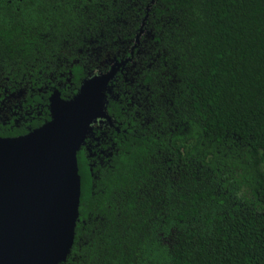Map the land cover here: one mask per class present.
I'll list each match as a JSON object with an SVG mask.
<instances>
[{"label": "trees", "instance_id": "16d2710c", "mask_svg": "<svg viewBox=\"0 0 264 264\" xmlns=\"http://www.w3.org/2000/svg\"><path fill=\"white\" fill-rule=\"evenodd\" d=\"M145 15L143 105L110 100L112 153L77 151L78 218L59 264H264V0H0V82L69 69L74 93Z\"/></svg>", "mask_w": 264, "mask_h": 264}, {"label": "water", "instance_id": "95a60500", "mask_svg": "<svg viewBox=\"0 0 264 264\" xmlns=\"http://www.w3.org/2000/svg\"><path fill=\"white\" fill-rule=\"evenodd\" d=\"M113 70L85 77L70 98L51 96V118L0 136V264H59L70 251L80 202L77 151L98 117L109 118Z\"/></svg>", "mask_w": 264, "mask_h": 264}, {"label": "flooded vegetation", "instance_id": "af4514ba", "mask_svg": "<svg viewBox=\"0 0 264 264\" xmlns=\"http://www.w3.org/2000/svg\"><path fill=\"white\" fill-rule=\"evenodd\" d=\"M146 16L141 19L133 42H128L126 46H122L123 48L121 47L115 52L108 50L98 63L92 65V68H88L90 65H85V74L79 78V84L75 87L74 93L72 92L73 74L69 69L51 73L48 79L40 84L39 81L32 84L31 82H19V84L14 85L0 82V130H4V127L8 125L21 126L27 124L28 131L25 133L30 132L49 120H44L38 126H31V120L35 116L42 115L45 109H49L51 118V96L54 92L58 91L60 97L64 99L70 98L78 91L81 81L85 77L113 70L114 72L105 87L109 118L98 117L91 123L92 131L86 136L85 142L80 148L86 151L88 158L92 160L99 159L101 161L105 156L110 155L115 146L114 131L120 132L122 130L120 128L122 122L114 113L110 100L117 102L122 111L134 110V103H137L136 106L143 105L137 96L139 93L137 86L142 87L138 83V76L147 49L146 41L149 40L148 37L150 36V30L145 22ZM133 112L139 113L140 111L134 110ZM18 135L0 134V136Z\"/></svg>", "mask_w": 264, "mask_h": 264}]
</instances>
